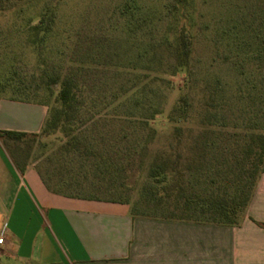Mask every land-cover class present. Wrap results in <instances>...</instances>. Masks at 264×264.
Listing matches in <instances>:
<instances>
[{"label": "rangeland", "instance_id": "1", "mask_svg": "<svg viewBox=\"0 0 264 264\" xmlns=\"http://www.w3.org/2000/svg\"><path fill=\"white\" fill-rule=\"evenodd\" d=\"M42 15L54 23L38 33L30 25ZM182 31L191 57L171 75ZM53 72L73 80L74 121L4 150L64 193L165 217L146 202L150 167H197L194 181L208 187L213 165L240 151L246 127L264 126L255 119L264 108V0H0V82L39 93L0 96L55 109L59 85L44 86ZM182 96L192 106L178 138L167 115Z\"/></svg>", "mask_w": 264, "mask_h": 264}, {"label": "crops", "instance_id": "2", "mask_svg": "<svg viewBox=\"0 0 264 264\" xmlns=\"http://www.w3.org/2000/svg\"><path fill=\"white\" fill-rule=\"evenodd\" d=\"M47 117L44 104L0 97V130L38 134ZM3 147L0 264H264V174L240 225L194 223L64 193Z\"/></svg>", "mask_w": 264, "mask_h": 264}, {"label": "trees", "instance_id": "3", "mask_svg": "<svg viewBox=\"0 0 264 264\" xmlns=\"http://www.w3.org/2000/svg\"><path fill=\"white\" fill-rule=\"evenodd\" d=\"M53 23L54 17L42 15L35 24L30 26L31 29L38 31V33L47 32ZM191 51V39L182 31L178 35L177 43L173 48L172 53L175 57V63L171 67V75H177L188 68ZM9 80L10 79L0 82V94L12 92L14 96L22 95L24 98H38V89L31 90L30 88L24 87L22 89H16L13 88L15 83ZM41 80L43 79L41 78ZM44 81L46 90H50V86L54 84L59 85V90L55 97V101L59 104V107L51 110L48 103L41 98L42 100L37 103L48 106V117L42 131L38 134H34L0 130L1 143L35 138L48 130L56 129L60 124L64 127L65 125L63 124L74 121L77 99L72 89L74 83L71 77L66 76L60 78L57 72H53L48 75ZM11 99L26 101L21 98L12 97ZM191 106L187 97L182 96L177 100L167 115L169 121L175 122L173 131L178 138L182 136V124L188 120V112ZM259 111L255 119L264 122V108ZM162 112L163 111L160 109L155 110L152 112V116L160 115ZM253 130L254 128L252 127H246L245 143L240 147V151L237 152L239 154L235 153L236 155H233L227 152L228 156L225 159L223 158L221 163L213 165L212 175L205 178L210 184L208 187L201 188L200 185L194 181L193 172L197 170V167L194 169L192 167L180 169L178 163L171 168L158 166L150 167L148 178L152 181L148 183L150 187L149 190L145 191L147 194L146 202L149 204L148 206H152L151 203H153L154 210L167 212L168 215L157 219L226 226L240 225L246 217L247 208L258 179L264 174V126L256 127V131ZM206 147V143L201 147V159L204 158L203 154ZM66 149L69 150L70 148ZM223 151L224 150H221V155ZM80 154L85 158L95 156L94 153L82 154L81 152ZM168 176L177 179H175L176 182L172 187L167 183ZM114 202L128 204L127 201ZM130 212L134 216H139L132 207H130ZM259 225L264 226V223H260Z\"/></svg>", "mask_w": 264, "mask_h": 264}, {"label": "built area", "instance_id": "4", "mask_svg": "<svg viewBox=\"0 0 264 264\" xmlns=\"http://www.w3.org/2000/svg\"><path fill=\"white\" fill-rule=\"evenodd\" d=\"M3 242V237H0V244Z\"/></svg>", "mask_w": 264, "mask_h": 264}]
</instances>
